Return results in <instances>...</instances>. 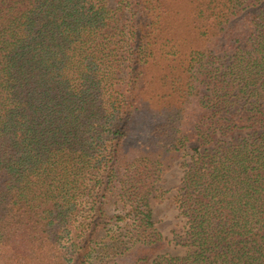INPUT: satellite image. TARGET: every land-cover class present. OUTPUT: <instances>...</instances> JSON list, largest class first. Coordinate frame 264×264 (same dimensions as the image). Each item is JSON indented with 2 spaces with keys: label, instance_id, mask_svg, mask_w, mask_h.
Masks as SVG:
<instances>
[{
  "label": "trees",
  "instance_id": "16d2710c",
  "mask_svg": "<svg viewBox=\"0 0 264 264\" xmlns=\"http://www.w3.org/2000/svg\"><path fill=\"white\" fill-rule=\"evenodd\" d=\"M115 3L0 0V264H264V0ZM189 143L170 256L149 197Z\"/></svg>",
  "mask_w": 264,
  "mask_h": 264
},
{
  "label": "rangeland",
  "instance_id": "374dc122",
  "mask_svg": "<svg viewBox=\"0 0 264 264\" xmlns=\"http://www.w3.org/2000/svg\"><path fill=\"white\" fill-rule=\"evenodd\" d=\"M115 5V0H109V6L114 7ZM258 7L249 9L248 11L255 12ZM238 20L239 18L233 20L231 25L238 22ZM236 35L237 33H229L223 38H220L215 45V65L216 69L219 70V73H222V65L223 68L226 69V67L235 60V55L238 53L240 47L243 46L242 39ZM243 102L244 101L236 105L233 110L237 107L239 108ZM258 104L264 105V102L262 101ZM194 146H196L194 143L187 144L176 161H174L170 167L165 168L162 171L159 181L155 184L154 192L149 197L153 221L155 222L156 228L165 239V249L163 250V253L170 256H183L187 250L182 244L186 220L180 213L178 199L179 187L184 173L185 164L189 161ZM126 148L129 149L130 153L128 158L134 157L137 152L136 140L133 138L129 139ZM106 211L110 217V223L102 231L99 237L100 241H106L111 234L119 231L120 226L122 225L120 224L119 227L115 225L116 220L114 216L118 213L117 205L107 203Z\"/></svg>",
  "mask_w": 264,
  "mask_h": 264
}]
</instances>
